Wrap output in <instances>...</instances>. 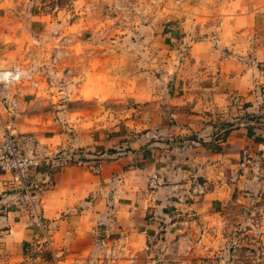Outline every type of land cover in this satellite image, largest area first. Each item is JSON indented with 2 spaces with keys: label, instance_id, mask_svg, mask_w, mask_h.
Returning a JSON list of instances; mask_svg holds the SVG:
<instances>
[{
  "label": "crops",
  "instance_id": "obj_1",
  "mask_svg": "<svg viewBox=\"0 0 264 264\" xmlns=\"http://www.w3.org/2000/svg\"><path fill=\"white\" fill-rule=\"evenodd\" d=\"M257 5L243 6L236 16L224 18L222 28H233L239 46L234 45V41L226 42L224 36L218 40L221 47H225L222 46L224 43L230 45L231 51L238 48L242 55L246 53L251 43H241L240 39L252 32L245 28L264 20ZM259 34L264 35V28ZM172 35L169 33L170 37ZM13 40L12 35L0 37V49L3 50L0 68L15 63L8 53L15 43ZM162 47L171 50L169 42L163 43ZM189 51L198 80L192 82V89L184 96L181 93L180 65L171 57L164 59L166 63L160 62L163 71L156 77V88L149 91V96L154 99L165 97L169 104L163 112L161 106L160 112L157 105L156 108L142 106L139 108L143 116L133 115L130 109L127 116L117 120L110 115V109H104L100 119H108L95 125L80 116L84 109L60 106V110L54 111L51 105L47 107L49 101L46 97L55 98L58 92L25 89L19 95L26 110L10 118L4 106V95L0 96V119L13 128L21 144L27 145L25 134H33L38 143L50 147L82 148L89 154L112 156L99 174L84 167L71 166L36 176L59 264H88L97 257L101 229L113 234L124 233L129 247L140 255L148 254L160 243L162 231H170L179 223L182 212L200 211L202 206L214 207L222 201L228 195L223 179L230 173L237 176L240 170L247 171L252 175L254 189L264 187V123L253 119L246 126L242 124L240 129L231 131L226 139H219L218 128L198 120L200 116L197 114L201 111L199 98L203 92L193 90L195 87L213 90L224 98L229 93L248 97L254 113L258 105L256 99L260 95L264 97L261 91H264V48L258 49L253 58L237 55L235 61L227 62L221 60L213 42L195 43ZM101 71L102 68L97 72L90 69L91 84H87L88 75L83 77L77 93L83 101L116 96L128 101L132 96L140 97L132 92L131 85L126 84L127 87L118 90L114 79L99 77ZM144 84L147 86V81ZM182 97L189 98L190 102ZM190 98H197V101L191 104ZM185 104L190 105L192 113L180 123L181 107ZM133 110L138 112L135 108ZM150 113L156 115L150 118ZM143 127H151L152 131L138 134ZM74 130L75 134H72ZM216 146L218 148L214 150ZM245 149L253 158V164L246 168L242 166ZM153 174L163 177L165 185L150 189ZM244 176L240 174L239 177ZM193 177L213 186L203 198L188 196ZM10 181L11 174L0 170V200ZM150 237H156L157 241L150 245ZM40 243V232L27 226V215L22 211L4 209L0 201V264H54L49 259H39ZM156 247L153 252L160 245Z\"/></svg>",
  "mask_w": 264,
  "mask_h": 264
},
{
  "label": "rangeland",
  "instance_id": "obj_2",
  "mask_svg": "<svg viewBox=\"0 0 264 264\" xmlns=\"http://www.w3.org/2000/svg\"><path fill=\"white\" fill-rule=\"evenodd\" d=\"M254 3L264 16V0H0V37L12 35L15 42L8 51L15 63L0 69L20 67L33 74L38 84L32 85L25 79L21 83L1 85L0 96L4 95V106L10 118L26 110L19 95L25 89L58 92L55 98L46 97L49 101L47 107L51 105L54 111L60 110V106L84 109L80 116L95 125L108 119H100L104 109H110V115L117 120L127 116L130 109L133 115L143 116L139 108L142 106L157 105L159 112L161 106L163 112L169 103L163 96L161 99L150 97L149 91L156 88V77L163 71L160 62L166 63L164 59L167 57L180 65L181 93L184 96L192 89V82L198 80L189 51L195 43L213 42L221 60L226 62L235 61L237 55L253 58L258 49L264 48V35L259 34L264 28V20L245 28L252 34L246 33L240 39L241 43H251L244 55L238 48L231 51L230 45L222 43L225 47H221L218 42L225 36L226 42L230 40L234 45L239 44L233 28H222L223 20L236 16L243 6L248 8ZM169 33L173 35L170 37ZM168 42L171 50L162 47ZM223 52L227 53L226 56ZM101 68L99 77L114 79L118 90L131 85L132 92L140 97L132 96L128 101L117 96L83 101L77 96L83 77L88 75L87 84H91L90 69L97 72ZM193 90L203 92L199 98L201 111L197 114L200 116L198 120L218 128L219 139H226L231 131L240 129L242 124L246 126L253 119L264 123V97L261 95L256 99L258 105L253 113L248 97L229 93L224 98L213 90L196 87ZM261 91L264 95L263 89ZM39 99L42 101L43 97ZM182 99L190 102L189 98ZM196 101L197 98L192 99L191 104ZM181 111L180 123L192 113L190 105L186 104ZM155 115L150 113L149 117ZM148 131H152L151 127H143L137 133L146 134ZM71 132L75 134V130ZM33 136L25 134L26 138ZM73 149L94 156L90 160H100L103 166L112 157L107 153L89 154L82 148ZM80 167L88 169L87 166ZM236 174L225 175L223 186L228 195L214 207L202 206L200 211L191 209L182 212V216L178 215L181 218L179 223L170 231H162L160 243H157L160 247L154 252L157 245L142 255L130 247L136 252V264H264V187L254 189L252 175L247 171L240 170ZM240 174L245 176L241 178ZM193 178L189 197L203 198L212 190L213 186L203 182L206 194L193 195ZM103 232L108 231L101 229L100 233ZM155 241L156 237H153L150 245Z\"/></svg>",
  "mask_w": 264,
  "mask_h": 264
},
{
  "label": "built area",
  "instance_id": "obj_3",
  "mask_svg": "<svg viewBox=\"0 0 264 264\" xmlns=\"http://www.w3.org/2000/svg\"><path fill=\"white\" fill-rule=\"evenodd\" d=\"M222 54L226 56L227 53ZM27 72L20 67L0 69V86L21 83L25 79L31 81L32 85H38L33 74ZM26 141L27 145L21 144L12 128L0 119V170L11 174L10 185L0 201L6 210L24 212L27 215V226L40 232L39 259H49L54 264H59L60 258L56 252L51 226L44 215L36 176L41 173L52 174L71 166H87L90 171L99 173L103 165L100 160L91 161L94 156L81 150L50 147L38 143L33 137H27ZM252 164V155L245 150L242 166L246 168ZM163 183V178L153 174L149 185L152 189H157ZM192 188V194L195 196L207 192L206 184L196 177L193 178ZM152 239L153 237H150L149 241L152 242ZM136 257V252L129 247L124 233L113 234L108 231L99 234L98 256L88 264H136Z\"/></svg>",
  "mask_w": 264,
  "mask_h": 264
},
{
  "label": "bare ground",
  "instance_id": "obj_4",
  "mask_svg": "<svg viewBox=\"0 0 264 264\" xmlns=\"http://www.w3.org/2000/svg\"><path fill=\"white\" fill-rule=\"evenodd\" d=\"M28 73V72H27ZM29 74V73H28Z\"/></svg>",
  "mask_w": 264,
  "mask_h": 264
}]
</instances>
